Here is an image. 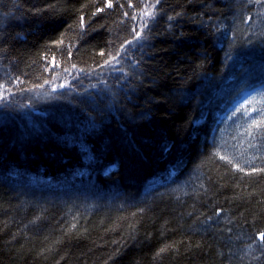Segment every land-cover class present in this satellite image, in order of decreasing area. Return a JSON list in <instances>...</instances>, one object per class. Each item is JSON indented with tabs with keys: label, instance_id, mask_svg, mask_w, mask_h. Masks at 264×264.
<instances>
[{
	"label": "trees",
	"instance_id": "obj_1",
	"mask_svg": "<svg viewBox=\"0 0 264 264\" xmlns=\"http://www.w3.org/2000/svg\"><path fill=\"white\" fill-rule=\"evenodd\" d=\"M0 97V264H264V0H0Z\"/></svg>",
	"mask_w": 264,
	"mask_h": 264
},
{
	"label": "snow or ice",
	"instance_id": "obj_2",
	"mask_svg": "<svg viewBox=\"0 0 264 264\" xmlns=\"http://www.w3.org/2000/svg\"><path fill=\"white\" fill-rule=\"evenodd\" d=\"M108 7H111V4H108ZM137 36H139V33H137ZM0 98H2V97H0ZM221 159H226L225 157H223V156H221L220 157ZM231 161H229V163H230ZM259 239H261L262 241H264V233H261L260 235H259Z\"/></svg>",
	"mask_w": 264,
	"mask_h": 264
},
{
	"label": "bare ground",
	"instance_id": "obj_3",
	"mask_svg": "<svg viewBox=\"0 0 264 264\" xmlns=\"http://www.w3.org/2000/svg\"><path fill=\"white\" fill-rule=\"evenodd\" d=\"M108 187V186H107ZM109 188V187H108Z\"/></svg>",
	"mask_w": 264,
	"mask_h": 264
}]
</instances>
